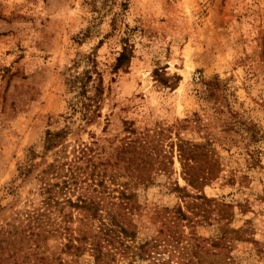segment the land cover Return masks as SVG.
I'll return each instance as SVG.
<instances>
[{
  "label": "rangeland",
  "instance_id": "obj_1",
  "mask_svg": "<svg viewBox=\"0 0 264 264\" xmlns=\"http://www.w3.org/2000/svg\"><path fill=\"white\" fill-rule=\"evenodd\" d=\"M123 42L132 57L113 70ZM92 58L105 87L101 116L68 139L94 135L102 156L128 139L155 145L156 161L143 166L150 179L127 189L138 205L135 240L190 214L183 140L206 151L199 170L217 174L203 192L232 206L228 220L193 214L196 234L242 229L231 255L264 264V0H0V225L32 196L19 166L31 149L40 155L47 128L64 125L72 79Z\"/></svg>",
  "mask_w": 264,
  "mask_h": 264
},
{
  "label": "trees",
  "instance_id": "obj_2",
  "mask_svg": "<svg viewBox=\"0 0 264 264\" xmlns=\"http://www.w3.org/2000/svg\"><path fill=\"white\" fill-rule=\"evenodd\" d=\"M131 57V45L123 42L112 69L127 66ZM91 65L72 79L75 93L63 115L64 125L47 128L40 155L31 149L28 162L19 166L21 181L34 186L25 206L15 208L10 220L0 225V264H239L231 255V243L242 239V229L220 225L217 236L203 238L193 228V214L228 220L232 206L203 192L217 174L199 170L200 162L207 161L206 151L183 140L178 142L180 163L196 189L185 203L190 214L181 209L177 217L163 221L156 236L135 240L138 205L127 189L150 179L143 166L156 161V147L145 138L128 139L102 156L104 148L94 135L88 141L68 139L101 116L105 87L93 58ZM118 159L126 161L122 169ZM186 226L192 227L189 234L184 233ZM174 248L182 250L178 256Z\"/></svg>",
  "mask_w": 264,
  "mask_h": 264
}]
</instances>
